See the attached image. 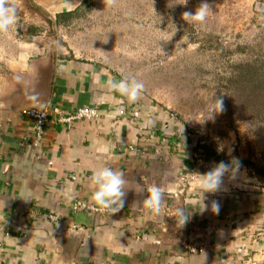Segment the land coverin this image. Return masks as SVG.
<instances>
[{
  "label": "crops",
  "instance_id": "crops-1",
  "mask_svg": "<svg viewBox=\"0 0 264 264\" xmlns=\"http://www.w3.org/2000/svg\"><path fill=\"white\" fill-rule=\"evenodd\" d=\"M54 61L46 91L43 71L0 37V264H264L263 185L238 189L226 179L202 197L195 140L167 112L111 91L109 81L118 80L102 63ZM45 104L67 111L98 105L102 115L70 129L52 115L36 143L35 121L22 110ZM101 165L127 181L118 214L74 208L94 205L90 177ZM192 169L197 178L183 187ZM152 185L165 190L158 216L138 206ZM178 208L190 215L181 228Z\"/></svg>",
  "mask_w": 264,
  "mask_h": 264
},
{
  "label": "rangeland",
  "instance_id": "rangeland-1",
  "mask_svg": "<svg viewBox=\"0 0 264 264\" xmlns=\"http://www.w3.org/2000/svg\"><path fill=\"white\" fill-rule=\"evenodd\" d=\"M8 2L19 22L0 37L11 38L13 53L28 54L30 66L43 71L46 91L54 60L102 63L117 80L143 82L136 102L167 112L195 140L201 174L235 159L239 170L223 182L264 187L258 171H264V0ZM205 3L203 25L183 19ZM214 98H223L224 111L204 120Z\"/></svg>",
  "mask_w": 264,
  "mask_h": 264
},
{
  "label": "clouds",
  "instance_id": "clouds-1",
  "mask_svg": "<svg viewBox=\"0 0 264 264\" xmlns=\"http://www.w3.org/2000/svg\"><path fill=\"white\" fill-rule=\"evenodd\" d=\"M209 10L208 4H202L194 14L190 12L183 13V19L188 23L203 25L207 19ZM18 22L19 14L15 5L9 3L8 0H0V31H7L10 27L17 25ZM144 87L143 82L131 77L118 81H109L110 90L118 92L121 96L127 98L129 102L137 101L141 97ZM35 98V95L29 97L30 100ZM223 111V98H214L213 104L208 108L204 120L214 121L215 116ZM147 123L151 124L153 121L148 120ZM218 151H223L222 145L218 147ZM238 170L239 162L233 159L230 164L221 161L207 173L198 174L197 187L202 193V197L205 193H216L219 191L225 174H229L231 178H234V174ZM90 182L94 189L91 200L95 206L101 210H107L111 214H115L124 208L127 195V191L125 190L127 181L122 171L101 165L93 171ZM164 192L163 187L152 185L147 189L145 198L139 202L138 206H142L153 215H160L164 205ZM140 193H144L143 190ZM211 210L218 214L220 211L219 202L213 201L211 203ZM176 217V223L181 228L188 222L190 215L184 208H178L176 210Z\"/></svg>",
  "mask_w": 264,
  "mask_h": 264
},
{
  "label": "built area",
  "instance_id": "built-area-1",
  "mask_svg": "<svg viewBox=\"0 0 264 264\" xmlns=\"http://www.w3.org/2000/svg\"><path fill=\"white\" fill-rule=\"evenodd\" d=\"M22 112L24 115L29 116L35 121L34 129L37 137L36 143L43 139L47 124L50 120V116L52 115H54V118L58 123L63 124L69 129L72 128L78 121L98 119L102 115L100 107L98 105H84L82 107L75 109L74 111H67L62 107H60L59 105L47 104L44 107H37V106L29 107L23 109ZM130 148L131 150L134 149L132 145L130 146ZM188 174L189 175L182 177L183 187L190 186L192 180L197 178V172L195 171V169H192ZM173 194L177 196L179 195V192H174ZM74 208L86 209L91 212H103V213L108 212L107 210L99 209L97 206L89 205L84 201H77ZM121 210L116 214L120 213ZM259 236L264 237L263 234L262 235L259 234ZM189 250L191 252L196 251L195 248H191V247ZM249 264H260V263L255 260H251Z\"/></svg>",
  "mask_w": 264,
  "mask_h": 264
},
{
  "label": "water",
  "instance_id": "water-1",
  "mask_svg": "<svg viewBox=\"0 0 264 264\" xmlns=\"http://www.w3.org/2000/svg\"><path fill=\"white\" fill-rule=\"evenodd\" d=\"M53 74H54V68L52 69V72H51V78H50V80H52V78H53ZM51 89V82H50V84L48 85V91ZM47 104H45V105H42V106H37V107H44V106H46Z\"/></svg>",
  "mask_w": 264,
  "mask_h": 264
},
{
  "label": "trees",
  "instance_id": "trees-1",
  "mask_svg": "<svg viewBox=\"0 0 264 264\" xmlns=\"http://www.w3.org/2000/svg\"><path fill=\"white\" fill-rule=\"evenodd\" d=\"M258 171L260 172V174H262L264 176V171L263 170L259 169Z\"/></svg>",
  "mask_w": 264,
  "mask_h": 264
}]
</instances>
